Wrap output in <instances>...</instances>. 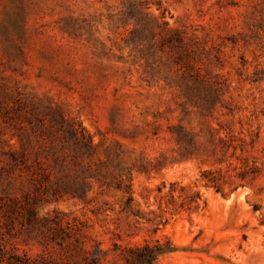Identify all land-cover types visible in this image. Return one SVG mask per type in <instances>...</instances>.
Instances as JSON below:
<instances>
[{"label": "rangeland", "instance_id": "obj_1", "mask_svg": "<svg viewBox=\"0 0 264 264\" xmlns=\"http://www.w3.org/2000/svg\"><path fill=\"white\" fill-rule=\"evenodd\" d=\"M70 227L264 264V0H0V264Z\"/></svg>", "mask_w": 264, "mask_h": 264}, {"label": "trees", "instance_id": "obj_2", "mask_svg": "<svg viewBox=\"0 0 264 264\" xmlns=\"http://www.w3.org/2000/svg\"><path fill=\"white\" fill-rule=\"evenodd\" d=\"M42 234L46 236V244L53 241L59 246L57 256L46 249V253L35 258L27 255L11 256L7 258L6 264H106L104 263L106 253L98 246L92 249L87 248L84 238L80 236L76 228L57 229L50 236L46 232ZM119 249L123 259L121 264H154L161 255L169 251L159 241Z\"/></svg>", "mask_w": 264, "mask_h": 264}]
</instances>
